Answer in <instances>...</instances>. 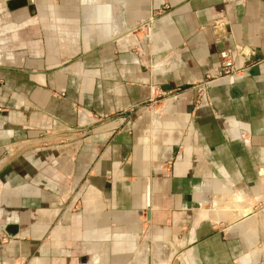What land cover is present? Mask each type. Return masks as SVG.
Here are the masks:
<instances>
[{
	"label": "crops",
	"instance_id": "obj_1",
	"mask_svg": "<svg viewBox=\"0 0 264 264\" xmlns=\"http://www.w3.org/2000/svg\"><path fill=\"white\" fill-rule=\"evenodd\" d=\"M14 1L0 43L32 46L0 51V264H132L146 228L181 264H264V0Z\"/></svg>",
	"mask_w": 264,
	"mask_h": 264
},
{
	"label": "rangeland",
	"instance_id": "obj_2",
	"mask_svg": "<svg viewBox=\"0 0 264 264\" xmlns=\"http://www.w3.org/2000/svg\"><path fill=\"white\" fill-rule=\"evenodd\" d=\"M106 1L109 2V4L111 5L112 0H106ZM60 2L62 3L63 0H55V5L58 4V3H60ZM70 2H74V3L76 2V3H78L79 0H70ZM21 3H22V1L15 0L14 3H13V6H16L17 8H19V6H21ZM116 12L118 14H116ZM124 13H125V10L124 9H121L120 8L117 11V10H115L113 8L111 10V8H110L109 9V14L110 15H109V18H108L109 21L103 19L102 22H104V24H105L106 21L107 22H111V17L113 19L114 18L116 19V16L117 17L119 16L120 21H121V19L124 17ZM120 21H119L120 29L124 27V32H125V30L126 29L128 30V28H127V26H125V24H121ZM107 22H106L105 25H108L109 26L111 23H107ZM143 27H144V25L142 26V24L141 25H138V27H137V28H139V32L138 33H141L140 38L138 36H134V37L131 38V39H133V41L136 44H138L139 40H140V42H145L144 40H142L143 38L145 39V35H146L145 34L146 33V29L144 28L145 30H142ZM34 29H35V31H34L33 36L35 38H37V36H38L39 39H40V37L43 39L44 37H46V34L48 33V28L46 26H44L42 23H39L37 26L34 27ZM59 29H61V28H58V30ZM74 29H75V31H77L76 28H74ZM53 32H57V31L54 30ZM13 33L14 32H6L3 36H1L3 38L6 37V39H7L6 41H4V43H0V51H1V53H3V54L4 53H7L5 51V49H7V50H10L8 53H13L15 55L16 53H19L21 51L23 52L24 50H28V49H24V46H26L27 44L32 46L31 41H29V42H26V41L17 42V41H15V39L13 37ZM142 36H143V38L141 39ZM146 43L148 44V41ZM34 44H36V43H34ZM39 44H40V47H41V45H42L41 42ZM43 44H45V43L43 42ZM31 46L29 47V49L31 48ZM21 47H22V49H20ZM4 62L5 61H3V63ZM21 145H23V146H21ZM21 145H18V148H19V146L20 147H25V144H21ZM62 203H65V205H68L69 204V199H65V201H63ZM75 209H78V203L76 204ZM238 219H236L233 222V224H231V229L233 231L236 230L240 234L244 235L245 240L249 243V241L247 240V238L245 236L246 234H253V236H256L257 237L256 232L253 233V231H250L252 229L251 228V225L252 226L254 225V222L252 223V221H254V218H249V219L243 220V221L242 220L237 221ZM248 220H250V222ZM241 222H242L241 225H245L247 227V230L250 231V233H247V231H242V228L240 227L241 225H238ZM238 227H239V229L242 232L239 229H236ZM249 244H253V242H251ZM161 245L162 244H158L157 245V243H155V244L154 243H151V238L149 237V231L146 228V230L141 235H139V238L137 240V249L135 251L136 252V254H135L136 255L135 256L136 258L134 260V263H132V264H181V261L180 260L175 261V255H174L175 253H174V249L171 248L172 246L169 247V246L163 244V246H166L168 248H162L161 249L160 248ZM151 259H152V263H151Z\"/></svg>",
	"mask_w": 264,
	"mask_h": 264
},
{
	"label": "built area",
	"instance_id": "obj_3",
	"mask_svg": "<svg viewBox=\"0 0 264 264\" xmlns=\"http://www.w3.org/2000/svg\"><path fill=\"white\" fill-rule=\"evenodd\" d=\"M145 29H146V35H145V39L144 41L148 43H150V40H151V37H152V25L149 23L145 26ZM220 56H221V66H222V69H221V72H220V76L221 77H226V78H234L240 71L238 70H235V67H234V55L229 52V51H222L220 53ZM200 96L197 97V103L198 105H202L203 101H205L206 103H210L208 98H207V95L205 92H200ZM124 120L126 118H123Z\"/></svg>",
	"mask_w": 264,
	"mask_h": 264
},
{
	"label": "bare ground",
	"instance_id": "obj_4",
	"mask_svg": "<svg viewBox=\"0 0 264 264\" xmlns=\"http://www.w3.org/2000/svg\"><path fill=\"white\" fill-rule=\"evenodd\" d=\"M249 219V218H248ZM237 221H239V220H237ZM249 222H250V220H248ZM252 223H253V221H252ZM242 224V222L240 223V224H238V225H241ZM250 224V223H249ZM248 225V224H247ZM249 226V225H248ZM241 228H242V231H246L247 230V227L245 226V225H241L240 226ZM246 228V229H245ZM236 229H239V227L238 228H236ZM240 230V229H239ZM241 231V230H240ZM241 231V232H242ZM247 233H250L249 231H247ZM247 238L248 237H250V238H252L253 237V234H246L245 235ZM256 241V240H255ZM142 248V247H141ZM143 251V250H142ZM144 253V252H143Z\"/></svg>",
	"mask_w": 264,
	"mask_h": 264
}]
</instances>
